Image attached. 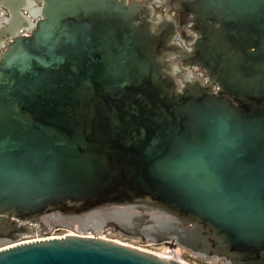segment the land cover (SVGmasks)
I'll use <instances>...</instances> for the list:
<instances>
[{"label":"water","instance_id":"95a60500","mask_svg":"<svg viewBox=\"0 0 264 264\" xmlns=\"http://www.w3.org/2000/svg\"><path fill=\"white\" fill-rule=\"evenodd\" d=\"M1 1L0 264H184L111 234L264 264V0H175L209 77L183 90L146 5Z\"/></svg>","mask_w":264,"mask_h":264},{"label":"flooded vegetation","instance_id":"af4514ba","mask_svg":"<svg viewBox=\"0 0 264 264\" xmlns=\"http://www.w3.org/2000/svg\"><path fill=\"white\" fill-rule=\"evenodd\" d=\"M129 3H139L150 7L152 10L149 11L148 21L154 25L157 30L159 27L163 26L165 23H172L167 30L169 37L172 38V46L175 47L172 50L173 59L170 61L178 67V72H174L173 75L178 80L180 85V90H183L187 87L188 80L187 77H190L191 83H194L195 80L192 77L202 76L206 81L208 73L201 67H196L188 60L185 55L193 53L198 43V40L201 37L200 31L198 30L197 17L195 14L184 11V10H175V0H123ZM192 1V0H185ZM2 1L0 0V3ZM40 4L36 7L24 5L21 8L23 15L32 19V14L38 13V8ZM12 20V14L9 9L0 10V24L3 27H7L6 22ZM33 22L35 20L32 19ZM22 29L18 32L19 36L26 37L29 36L31 31H28L26 28L27 25L22 24ZM13 40H8L12 42ZM2 52V51H1ZM0 52V53H1ZM206 84H209L206 82ZM205 261H208L207 259Z\"/></svg>","mask_w":264,"mask_h":264},{"label":"rangeland","instance_id":"374dc122","mask_svg":"<svg viewBox=\"0 0 264 264\" xmlns=\"http://www.w3.org/2000/svg\"><path fill=\"white\" fill-rule=\"evenodd\" d=\"M41 236L47 237V235H41ZM51 236L57 237L59 235H58V233H54ZM109 237L114 239V240H118L120 242L126 243L128 245L140 248L142 250L152 252V253L159 255L161 257L168 258V259H176V260H179V261L186 263V264H213L211 261L199 260L192 253H190L184 249H181V248H177V249L173 250V249H170L169 247L156 246L154 244L144 245L141 242H139L138 240L127 239V238L120 237V236L118 237L115 234H111ZM220 264H222V263H220Z\"/></svg>","mask_w":264,"mask_h":264},{"label":"built area","instance_id":"2783aa9c","mask_svg":"<svg viewBox=\"0 0 264 264\" xmlns=\"http://www.w3.org/2000/svg\"><path fill=\"white\" fill-rule=\"evenodd\" d=\"M59 236H47V237H42V236H37V237H25L23 241L20 244H25L29 242H35V241H40V240H46V239H53V238H58ZM186 264V263H184Z\"/></svg>","mask_w":264,"mask_h":264}]
</instances>
